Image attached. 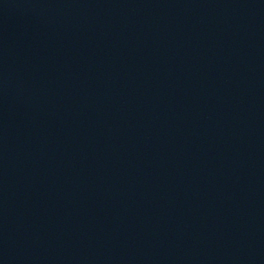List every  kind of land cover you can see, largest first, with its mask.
<instances>
[{"label": "water", "instance_id": "obj_1", "mask_svg": "<svg viewBox=\"0 0 264 264\" xmlns=\"http://www.w3.org/2000/svg\"><path fill=\"white\" fill-rule=\"evenodd\" d=\"M0 264H264V221L29 0H0Z\"/></svg>", "mask_w": 264, "mask_h": 264}]
</instances>
